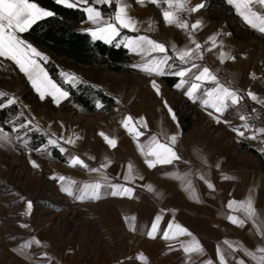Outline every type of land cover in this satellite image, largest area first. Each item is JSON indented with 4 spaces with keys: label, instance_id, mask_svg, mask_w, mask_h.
Masks as SVG:
<instances>
[{
    "label": "crops",
    "instance_id": "crops-1",
    "mask_svg": "<svg viewBox=\"0 0 264 264\" xmlns=\"http://www.w3.org/2000/svg\"><path fill=\"white\" fill-rule=\"evenodd\" d=\"M120 2L128 6V15L137 21V31L123 29L120 36L112 41L113 44L119 43L126 49L131 59L129 69L114 71L99 66L77 64L84 68H100L101 77L98 80L88 79L87 82L94 84L114 99L109 108L110 113H106L108 109L101 100L94 102L96 108L94 112H88L81 105L74 103L69 92L50 76L44 66L47 52L29 42L23 33H18L22 40L42 54L43 58L37 57L36 60L47 74V78L68 93L66 98L57 94L54 100L52 95L45 92L43 99L48 98L53 104L58 105V117H50L45 112L28 113L35 125L41 124L46 132L42 131L46 135L45 142L36 149L44 151L48 173L66 178L64 182L57 179L58 192L65 200L93 205L108 224L124 234L120 249L115 252L109 249L98 251L91 245L77 242L52 246L41 243L38 240L39 235L36 234L8 247L0 264H206L209 260L213 264H219L218 247L224 253L227 264L241 262L257 264V261L246 252H257L258 248H264V236L260 234L264 228V134H257L256 139L249 137L256 129L264 127L252 124L248 115L250 111L263 109L264 104L252 100L247 93L251 91L259 100H264V33L253 29L245 22L227 0L224 2L232 8L237 23L251 32L252 35L248 39L235 37L223 17L218 15L219 19L212 18L211 15L214 14L212 9L207 7L206 0H190L188 7L202 2L206 6L197 12L180 13L181 19L187 21L189 25L197 20L201 21V27L195 31L166 24L162 17V9L151 3L142 6L137 0ZM54 3L66 7L57 3V0H54ZM37 6L50 11L39 4ZM95 6L105 19L113 17L117 10L116 0L111 4ZM101 6H105L107 11L103 12ZM258 7L255 6L254 10ZM79 8L83 10V7ZM84 15L78 27L90 35L88 30L96 26L88 21L85 11ZM213 35L217 41L215 48L208 39ZM137 36H147L164 44L167 48L166 55L172 57L169 64L173 67H166L164 75L144 71L143 65L153 59H159L165 53L139 52L133 50L131 46H126L129 38L134 39ZM193 39L202 45V49L188 65H184L177 58V49L195 48L191 43ZM221 43L223 49L219 47ZM220 50L230 52L236 59L221 63L218 58ZM0 61L11 64L32 94L41 99L40 94L14 61L3 57H0ZM191 63L208 67L221 84L236 90L244 97L243 100L237 105H230L222 114L202 105L201 100L207 98L204 93L215 86L212 82L203 83L195 94L196 99H190L185 93L194 82L192 75L196 69L185 77L189 83L182 88L175 87L180 78L170 73L180 67L190 66ZM69 71L73 74L66 73L64 76L60 74L64 82L76 86L84 80L80 73L70 69ZM252 73L255 74V79L250 75ZM68 76L76 79L70 81L67 79ZM165 77L174 80L167 82ZM153 81L159 86V95L152 86ZM182 104H188L189 107L183 111ZM169 108L172 110L171 113ZM175 109L190 115L192 124L188 130H182ZM172 113L175 114V119L172 118ZM127 116H131L134 122L143 118L142 122L136 124V130L143 133L138 138L134 137V134H129L122 126L121 122ZM240 116L247 119L241 120ZM217 117L220 122H217ZM144 122L146 127L143 126ZM245 123L249 126L248 130L243 127ZM234 129L243 131L244 135H238ZM4 132L8 134V141H0L1 154L18 157L28 150L37 151L28 148L20 154L12 133L7 130ZM101 132L116 139L115 148L105 142L99 134ZM173 135L177 139L171 146L180 159L174 160L171 164H157L156 167L149 168L145 160L153 157L142 154L140 146L148 145L154 136L161 143H169ZM69 138L75 143H66ZM49 139L56 140L58 146L48 145ZM60 147L65 149L64 153L59 151ZM53 148L60 153L62 160L53 156ZM73 157H79L88 167L72 166L70 160ZM35 162L40 163V159H35ZM130 162L134 166L133 174L136 178L125 181L124 176ZM105 164L107 167L102 168L101 166ZM90 169L100 171L94 172ZM102 177H107L110 184L132 188V196H112L109 194L111 188H102L100 199L81 201L62 191V183L67 186L74 182L72 187L78 195L79 192L76 190L82 188L84 184L96 182L104 184ZM209 183L213 188L208 187ZM148 185H151L154 191H148ZM250 194L257 209V216L254 219H246L243 226L233 224L228 216L243 219L244 214L242 211L230 209L229 202L245 201ZM158 215L161 217L158 231L155 238H150L147 232L151 230V225ZM133 217L134 219H131ZM170 223L173 224V231L175 225H180L187 229L191 236L178 235L174 239L165 240L163 232L168 230ZM193 239L200 243L202 254H188L183 251V245ZM226 241L228 243H225ZM229 244L232 247H229ZM140 254H143L146 262L138 258Z\"/></svg>",
    "mask_w": 264,
    "mask_h": 264
},
{
    "label": "snow or ice",
    "instance_id": "snow-or-ice-1",
    "mask_svg": "<svg viewBox=\"0 0 264 264\" xmlns=\"http://www.w3.org/2000/svg\"><path fill=\"white\" fill-rule=\"evenodd\" d=\"M113 0H57V3L64 4L66 7H83V10L87 13V19L95 28L89 29V33L93 39L104 40L106 43H112L116 37L120 36V33L123 29H129L131 31H137L136 24L137 21L130 17L127 12V5L116 0L117 10L113 17L105 19L102 15V12L95 6L97 4H111ZM190 0H137L142 6H145L147 3H151L162 9V17L166 24L176 26L178 28L188 30L191 28L192 31H195L201 27V21L197 20L195 23L189 25L187 21L181 19V12H197L201 8H204L205 3L197 4L193 7H188ZM230 5H233L237 10L238 14L247 22L253 29L258 30L260 33H264V0H227ZM259 6L258 9L254 10L255 6ZM53 13L51 11H46L37 6L36 3L31 2V0H0V57L11 59L18 65L21 72H23L28 80L31 82L32 87L40 94V98L43 99L45 92L52 95L54 100L56 99L57 94L60 97L66 98L68 93L62 91L61 88L57 87L50 79L47 78V74L43 72V69L40 68V65L37 63L36 58L42 57V54L37 51L31 44L26 43L20 38L18 33H23L27 31L33 24H35L39 19L44 17H50ZM152 29L151 24L149 25V30ZM212 43L213 48L217 47L216 36L213 35L208 38ZM195 45V48H186L183 50L177 49V58L179 61L188 65L194 56H198L202 45L197 43L194 39L191 41ZM117 47L120 46L119 43L116 44ZM126 46H131L133 50L139 52H159L165 53L159 59H153L152 61L146 63L142 66V69L149 74L155 73L157 75H164L165 68H172L173 65L169 64V60L172 57L166 55L167 48L164 44L156 42L150 39L147 36H137L134 39L129 38L127 40ZM220 49H223V44L219 45ZM212 49H208L211 51ZM202 58V57H200ZM218 58L221 63L226 60H235L236 57L232 56L230 52L220 50L218 53ZM193 69H196V72L192 75V82L190 87L186 90V95L195 100V94L201 89L202 84L206 82H212L215 86L207 90L204 95L206 99H202V105L206 107H211L215 110L216 113L222 114L230 105H237L243 100V96L238 94V92L232 89L230 86L221 84L218 80V77L214 74L212 70L208 67H201L195 63H191L190 66L180 67L177 71L171 72L170 74L175 75L180 78L179 82L175 85L176 88H182L186 83H189L185 77H188L190 73H193ZM254 79L256 78L255 74H250ZM67 79L74 81L76 78L68 76ZM153 88L156 90L157 95H159V86L155 81L152 82ZM247 96L252 100H258V102L264 104V100H259L258 97L251 91L247 93ZM6 98V101H5ZM16 103L15 97H7L6 93L0 92V108L7 107ZM58 103V100H57ZM167 107V102H165ZM99 107V105H98ZM171 113V109H168ZM172 118L175 119V114L172 113ZM241 120H246L244 116L239 117ZM143 121V118H140V121H133L131 116H127L121 122L122 126L129 131V134H134V137L138 138L141 133L136 130V124ZM217 122L219 118L217 117ZM227 122V121H225ZM131 125V127H130ZM143 126L146 127V122L143 123ZM25 127V125H21ZM245 130H248L249 126L247 123L243 126ZM17 129H13L16 131ZM238 135L243 136L244 132L239 129H234ZM105 142L112 148H115L117 141L115 138H110L105 133H99ZM257 134H264V128L256 129L254 134L250 136V139H256ZM79 139V137H77ZM177 137L175 135L170 137L169 143H161L155 136L152 137L151 141L146 146H140L139 150L142 154L148 157H153V159H146L145 163L149 168L156 167L157 164H171L174 160H179L180 157L174 151L171 145H174ZM0 141H8V134L4 132L3 128H0ZM66 143H75L74 140L69 138ZM48 145L58 146L57 141L53 139L48 140ZM25 144L27 142L25 141ZM147 149V151H145ZM40 151L41 149H36ZM46 151V149H44ZM61 153L65 152L63 147L59 148ZM33 167H39L35 161H31ZM72 166H82L87 168L88 166L79 158L73 157L70 160ZM102 168L107 167V164L102 165ZM90 171L99 172L100 169H90ZM134 166L130 162L127 165V173L124 176L125 181H130L135 179L134 176ZM229 179V177H224ZM61 182L65 181V177H54ZM104 184L100 182L92 184H84L82 188L77 189L79 192L77 195L74 192L72 184L70 182L67 186H64L62 183V191L66 192L69 196H74L75 199L81 201L85 199L98 200L101 198V189L102 188H111L109 193L112 196H128L131 197L133 194V189L119 184H110L107 180V177H102ZM143 179V177H140ZM203 179V177H201ZM190 187V185H189ZM209 188H213L211 183L208 184ZM148 191H154L151 185L147 186ZM32 202H27V211L24 214H30L32 210ZM230 209L242 211L244 218L241 219L237 216H228V219L231 220L233 224L238 226H243L246 219H254L257 216V209L253 205V197L250 194L245 201H230L228 204ZM131 219H134L131 218ZM161 217L158 215L155 218V221L151 225V230L147 232V235L150 238H155V234L158 231V225ZM22 227H27V225H22ZM134 230V228H133ZM171 233V235H170ZM261 236H264V228L261 229ZM178 235H189L187 229L181 227L180 225H175V231H173V224L168 225V230L163 232V238L165 240L174 239ZM36 243H39L36 241ZM225 243H228L227 241ZM232 247L231 244L228 245ZM183 251L188 254L198 253L202 254L203 249L200 243L193 239L190 243L183 245ZM257 253L260 255L258 256ZM248 256H251L252 259L257 261V264H264V248H258L257 252H246ZM217 256L219 264H227L224 253L218 247ZM141 261L146 262V258L143 254H140L138 257ZM206 264H213L211 260L207 261ZM243 264V262H241Z\"/></svg>",
    "mask_w": 264,
    "mask_h": 264
},
{
    "label": "rangeland",
    "instance_id": "rangeland-1",
    "mask_svg": "<svg viewBox=\"0 0 264 264\" xmlns=\"http://www.w3.org/2000/svg\"><path fill=\"white\" fill-rule=\"evenodd\" d=\"M212 14L227 18L223 9H212ZM49 58L48 55L46 59ZM57 62L61 67V76L73 74L70 69L80 73L85 82L101 77L100 68H84L64 58H57ZM26 90L25 83L19 76H10L0 65V92L6 93L7 97H15L19 104V112L13 121H18L23 114L30 112H45L50 117H58V105L48 98H36L32 102L23 100L21 95ZM182 105L183 111L189 107L188 104ZM107 112L111 111L108 109ZM194 112L198 116L197 111ZM26 121L12 125L14 139L19 138L22 143H28L30 132L46 133L41 124L34 125ZM43 153V150H28L18 157L0 153V263L8 247L36 234L41 243L52 246L77 242L91 245L98 251H118L124 234L108 224L93 205L65 200L58 192L57 179L46 170ZM35 159H40V163L37 162L39 167H33L31 161ZM29 201L32 202V210L30 214H24Z\"/></svg>",
    "mask_w": 264,
    "mask_h": 264
},
{
    "label": "trees",
    "instance_id": "trees-1",
    "mask_svg": "<svg viewBox=\"0 0 264 264\" xmlns=\"http://www.w3.org/2000/svg\"><path fill=\"white\" fill-rule=\"evenodd\" d=\"M40 6L50 10L53 15L39 19L27 31L23 32L24 38L44 50L49 55V59L44 62V66L50 76L65 90L69 92L72 101L84 107L88 112L96 111L94 102L101 100L106 104V108H111L114 99L107 95L98 87L82 81L76 86H72L68 82H64L60 78L58 57L69 59L75 64L92 65L105 67L114 71H123L129 69L131 59L123 46L117 47L113 43L93 39L87 32L81 30L78 24L84 19V11L79 8L61 7L54 3V0H31ZM207 7L211 9H223L225 11L226 23L231 33L241 39H248L252 34L246 28L237 23V17L232 8L227 5L224 0H206ZM103 12L107 11L105 6H101ZM214 19H219L218 15H211ZM231 17V19H228ZM0 65L4 71L10 76H19L13 66L5 61H0ZM22 79V78H21ZM23 80V79H22ZM167 82H172L174 79L165 77ZM27 88V85L25 84ZM23 100L32 102L36 97L27 88L21 95ZM6 101V98H5ZM19 112V104L16 102L13 105L0 108V126L12 133V125L17 122L29 120L34 124L33 119L28 114H23L18 121H13L14 116ZM178 121L182 130L186 131L190 128L192 120L189 114L180 113L175 109ZM13 134V133H12ZM15 135V134H13ZM46 135L42 131L30 132L28 143H22L18 138L16 147L20 154H23L27 148L36 149L45 142ZM52 154L57 159L62 160L60 153L53 148Z\"/></svg>",
    "mask_w": 264,
    "mask_h": 264
},
{
    "label": "built area",
    "instance_id": "built-area-1",
    "mask_svg": "<svg viewBox=\"0 0 264 264\" xmlns=\"http://www.w3.org/2000/svg\"><path fill=\"white\" fill-rule=\"evenodd\" d=\"M248 118L252 124L264 127V108L260 111H250Z\"/></svg>",
    "mask_w": 264,
    "mask_h": 264
}]
</instances>
